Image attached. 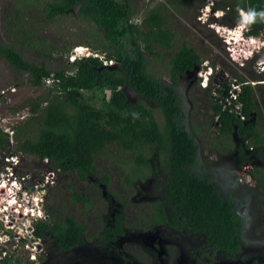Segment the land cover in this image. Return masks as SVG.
I'll return each mask as SVG.
<instances>
[{
    "label": "trees",
    "instance_id": "1",
    "mask_svg": "<svg viewBox=\"0 0 264 264\" xmlns=\"http://www.w3.org/2000/svg\"><path fill=\"white\" fill-rule=\"evenodd\" d=\"M229 1L250 10L253 16L250 27L263 24L261 0ZM78 6L77 13L96 27V33L91 35L93 42H87L94 53L71 62L70 69L49 70L45 63L27 60L15 47L0 44V55L21 75H26L28 85L42 87L44 75H54L57 79L47 97L28 99L24 103L23 107L31 105L32 114L14 127L18 152L40 161L47 160L49 169L75 173L77 179L90 181L97 174L95 157L104 153L108 145H117L132 153L136 166L146 164L147 159L141 154L146 145H151L153 150L160 146L167 151L164 159L169 169L168 191L183 218L203 228L218 249L227 254L235 253L237 244L233 241L239 222L234 208L220 196L214 183L199 178L189 169L196 162L198 145L191 134L174 121L183 110L179 95L174 87L164 86L147 71L146 52L161 56L156 47L174 48L175 31L167 26L165 16L159 12L161 5L151 8L138 23L133 18L131 0H52L41 8L43 17L39 21L54 24L60 17L75 13ZM17 19L22 20L19 11ZM251 32L257 33L256 30ZM75 45L65 46L68 55ZM101 57L117 61V65L104 67L105 59ZM200 62V55L190 44L177 47L168 61L171 81L175 83L179 74ZM128 91L135 92L140 99L130 100ZM253 92V86L243 85V93L230 106L222 109L221 104L212 103V107L221 133L229 137L236 133L248 142V148L254 147L264 161V135L259 131ZM155 104L166 117L164 130L156 119ZM9 142V133L0 127V154L7 150ZM248 160L246 156L242 162ZM263 171L264 167L255 172L262 184ZM109 180L103 175L98 182L107 184ZM123 180L128 184L131 177ZM57 187L55 192L62 189ZM64 191L69 194L71 203L80 204L82 208L88 204V198L80 189L66 184ZM47 216L57 223L52 226L42 223L39 228L51 231L54 236L50 251L53 255L59 254L56 250H70L81 244L82 224L71 217L61 221L53 214ZM120 224V216L116 215L114 227L107 228L104 235L122 234ZM34 234L40 237L42 233ZM103 239L107 238L103 236ZM30 247L37 250L34 245ZM0 264L23 263L12 254L6 253L3 257L0 253ZM25 264L39 263L27 260ZM253 264H264V258Z\"/></svg>",
    "mask_w": 264,
    "mask_h": 264
},
{
    "label": "rangeland",
    "instance_id": "2",
    "mask_svg": "<svg viewBox=\"0 0 264 264\" xmlns=\"http://www.w3.org/2000/svg\"><path fill=\"white\" fill-rule=\"evenodd\" d=\"M50 1L52 0H0V44L15 47L27 60L45 63L49 70L70 69V58L72 56L77 58L79 56L88 57L92 55L91 53H94L87 42H93L91 35L96 33V27L80 16L77 11L60 17L54 24L39 21L43 17L41 8ZM178 1L131 0V7L135 13L133 18L136 22L140 23L151 8L161 5L160 11L166 18L167 26L175 33L177 32L173 39V49L158 46L156 50L161 52V56H154L153 54L148 56L146 61L148 73L153 75L154 79L166 80L168 78L169 58L182 42H189L190 45L196 46L200 50L199 52H202L201 54H204L208 48L214 59H216L215 52H218L220 55L217 56L219 60L217 64L223 62L222 67L231 78L239 79L238 82L245 81L254 87L253 96L257 100L256 109L260 122L259 131L264 135V85H259V83L264 82V73L259 74L256 69L257 63L263 60V58L257 57L263 43L256 41V45L259 47L256 48L253 44L255 39L253 38L252 43L250 38V40L247 39L248 42L244 47L246 53L244 55V50L241 51L243 58L239 56V61H236L243 62L241 64L244 67H241L228 59L223 50V44L219 45L220 39L216 36V32H218L226 40L229 37V32H233V34L237 33L233 39L239 40L241 32L228 29V32L223 34L224 31L222 32L223 29L220 31L218 23L214 25L215 31V29L208 27L210 21H207V24L197 19L186 22L183 19L184 16L182 20H177L176 4H178ZM199 1L202 2L203 0H188L187 2L195 7ZM217 1L222 3V0ZM18 11L21 13L22 20L17 19ZM175 18L177 21H175ZM206 18L207 16L203 17V22L206 21ZM228 23L230 24V20ZM205 41L208 46L201 47ZM74 44L77 45L72 47L68 55L64 50L65 46L69 47ZM78 47L85 49L79 52L83 53V56L73 55ZM146 53L148 55L149 52ZM207 55L209 54L205 56ZM215 85L216 90H219V85ZM212 90L210 88L203 89L201 86L189 90V100L195 104L192 111L193 121H196L195 115L201 121V124L197 123V128H195L198 129V126H200L201 131H204L203 133H205V128L210 130L207 135L202 136L204 148H206V144L212 142H208V135L212 136L214 148L217 145H219V149L231 148L238 139L232 137L231 140L227 137H221L216 132L219 127L217 117L210 111L208 105L211 102L221 105L222 103H217L219 101L217 100L219 98L217 93H215V98L212 97ZM48 91L46 87L38 88L28 85L26 75H21L0 55V127L4 132L9 133L10 137L7 150L0 154V187L4 186L0 189V200H4L3 204H0L1 255L4 257L6 253L12 254L19 258L23 264L27 260L39 264H47L49 261L52 262L51 264H59L58 261L54 262L57 257L52 258L50 256V254L53 255L50 251L54 246V236L51 231L39 228L42 223L50 226L57 223L55 219L48 218L47 215L50 214L55 215V218L61 221L71 217L78 223L84 224L86 226L84 239L87 243L84 247H91L94 250L93 242L99 238L103 227L112 226L113 216L118 213L121 215L122 226L125 231V236L118 239V247L125 249L131 246L139 251L141 247L136 244V240L142 234L139 225L144 222L148 212L146 208H148V204L152 199H148L150 194L148 179L138 180L137 178L135 180L134 178L135 184L133 186H131V182L130 184L124 183L123 179L135 172L132 163L129 162L132 159L129 153L124 152L120 146L108 145L104 153L95 157L96 177H90V181H82L77 179L75 173H63L59 172V169H49L47 160L40 161L18 152L16 140L13 138L15 136L14 127L21 125L32 114L31 105L27 107H23V105L28 99L47 97ZM111 96L112 94L109 92L108 100ZM133 96L134 100L140 99L135 92H133ZM155 112L160 125L163 126L165 120L162 112L160 110H155ZM214 133L217 138H214ZM238 142L243 143L245 141L240 140ZM203 152L208 160H210L211 155L212 161H215L213 160L215 153ZM11 174L12 178L15 177L20 184L19 187L16 184L17 190L13 191V199H9V188H13L14 183L11 185L10 182H7V187H5L6 183H3L6 181V177H10ZM103 175L110 178L107 184L98 182ZM66 184L80 189L81 193L88 198V204L85 208H82L80 204L71 203L69 194L64 191ZM57 186L62 188L59 189V192H55ZM260 197L262 211L257 214L258 222H254V232L249 233V236L246 235V238L251 239L253 235L258 245L262 246L253 245L243 251L244 255L257 256V259L264 258V188L261 189ZM5 200L15 203L8 212L4 211L7 208ZM27 212L32 216L29 214L24 216L23 213ZM36 231L39 234L42 233L40 237L35 236ZM32 242L35 243L37 250L30 247ZM93 250L91 254L93 256L97 255L96 258L101 259L104 257L101 256L100 251ZM63 259L65 261L64 257Z\"/></svg>",
    "mask_w": 264,
    "mask_h": 264
},
{
    "label": "flooded vegetation",
    "instance_id": "3",
    "mask_svg": "<svg viewBox=\"0 0 264 264\" xmlns=\"http://www.w3.org/2000/svg\"><path fill=\"white\" fill-rule=\"evenodd\" d=\"M187 1L188 0H179L178 4H176L177 20H182L184 16L186 19H183L186 20V22L195 21L196 19L202 22L203 17L207 16L206 21L202 23L207 24L206 22L210 21L208 22V27H210V29H215L216 31L213 23H218L219 27L223 29L222 32L225 31V28H227V32L228 29L241 32L239 40H234L233 37L230 39L227 36V40H224L220 33L216 32V36L220 39L219 45L223 44L224 52L233 63L244 67V65L241 64L243 62L236 61H239V56L242 57L241 51L245 49L244 47L246 46L247 39L250 38L251 43L253 42V38L259 43L261 41V43L264 42V19L262 25L250 27L253 16L248 8H240L237 3L234 4L233 1L227 2V0H222L221 5H218L219 2L217 0H203L202 2L199 1L195 7L191 6ZM261 1L264 6V0ZM79 7L80 6L75 10L78 11ZM208 8H210V11H207ZM159 12L163 14L160 10ZM177 20L175 18V21ZM229 20L230 24L228 23ZM251 30H256L257 33L254 34ZM231 42L233 43L231 44ZM185 43L187 45L191 44L189 42H182L181 45ZM203 46H208L206 41L201 45V47ZM191 47L200 55V63H196L192 69L186 70L184 74H179L175 83L170 79L169 68L168 78L166 80H157L164 86L168 85L174 87L176 90L183 110H181L180 115L174 118V121L179 127L184 128L190 133L195 143L198 145L196 162L193 163L189 169L199 178L214 183L219 189L220 196L224 200L229 201L234 208V213L239 222L235 232V240L233 241L237 244L235 253L227 254L223 250L218 249V247L215 246V242L211 240L209 237L210 235L206 233L203 228L183 218L182 213L169 194V185L167 187V184H169V169L168 162L164 159L167 151L160 146L153 150L150 147L151 145L148 144L141 150V154L147 159L146 164H141L140 166L134 164L132 153L124 151L131 155L132 159L129 162L132 163V167L135 170V172L130 175L131 181H129L128 184L131 182V186H133L135 184L134 178L135 180L137 178L138 180L148 179V183H150V194L148 195V199L152 200L148 204V208H146L148 212L146 213L144 222H147H143L139 225L142 234H140L136 240V244H138L141 249L136 251L131 246L125 249L118 247V239L125 236L122 220L120 224L122 234L113 236V233H107L104 235L107 228L112 230V227H114L113 224L116 215H119L121 219V215L117 213L113 216L112 226L103 227L99 234V238L93 242L94 250L91 247H84V245L87 244L84 239L86 226L82 224L84 226V231L81 233L82 236L80 235L81 244L78 243L70 250L62 249L60 252L56 250L59 254H50L52 258L57 257L54 262L58 261L59 264H253L255 260H259L257 256L250 255L252 257H249L246 254L244 255L243 251H246L247 248L253 245L262 246L258 245L253 235L251 239L246 238V235L254 232V222L258 220L257 214L262 211L260 208V193L261 189L264 188V184L261 183L260 178L255 175V172L264 167V161L259 157V152L254 147L248 148L247 141L243 142V139L234 132L230 137L225 136L221 133L220 127L216 130L218 135L230 138L231 140L232 137H235L238 141L241 140L243 143L236 141L233 147L221 149H219V145L216 144L217 147L215 146L214 148L212 136L208 135V142H212L206 144L207 146L204 148L202 145V136L207 135L210 130L205 128V133H203L204 131H201L200 126L196 129L197 123L201 124V121L197 119L196 115V121H193L192 111L195 104L193 101L189 100V90H191V88H195L196 86H201L203 89L210 88L211 90L213 89V93L211 92L212 97L215 98V93H217V95H219V98H217L219 101H217V103H222V109H225L228 107L225 99H227L232 87H234V85H241L243 88V85L249 83L245 81L238 82L239 79L231 78V76L224 71L222 67L223 62L221 61L222 64L220 62V64H217L219 61L217 56L220 55L218 52H215L214 55H216V59H214L210 55L208 48L204 54H201L202 52L200 53V50H198L196 46L191 45ZM236 51L237 53H235ZM243 53L245 55V50ZM91 54L93 55V53ZM152 54V52H149L148 55L145 53V61H147L148 56ZM206 54L209 55L205 56ZM251 54H253V52H251ZM257 57L263 58L256 66L257 72L263 74L264 43L260 46ZM105 59L106 60L103 62L104 67L113 68L117 65V61L113 64H108L109 59ZM214 82L219 85V90H216V85H213ZM259 85H264V82L259 83ZM134 101H136V99ZM208 106H210V111H212L215 116L216 114L213 110L212 102ZM153 108L154 110H160L162 112L165 123L161 126V129L164 130L167 121L166 117L159 105L155 104ZM216 117L218 119V116ZM244 119L245 121L247 120L246 118ZM217 124L219 126V123ZM214 138H217L215 133ZM159 144L160 143H156V145ZM203 151L215 153V158H213L215 161H212L211 155V161L208 160ZM246 156L249 160L247 162H242ZM253 159H255L254 162ZM103 236L107 239H103ZM235 243H233V245ZM31 245L36 247L33 242ZM92 250L100 251L101 256L104 257L101 259L96 258L97 255L93 256V254H91ZM80 251L81 253H79ZM51 263V261L48 262V264Z\"/></svg>",
    "mask_w": 264,
    "mask_h": 264
},
{
    "label": "built area",
    "instance_id": "4",
    "mask_svg": "<svg viewBox=\"0 0 264 264\" xmlns=\"http://www.w3.org/2000/svg\"><path fill=\"white\" fill-rule=\"evenodd\" d=\"M78 49V48H77ZM76 49V50H77ZM83 56V55H82ZM80 57V56H79ZM78 57V58H79ZM80 58H82V57H80ZM101 58H103V59H105L104 57H101ZM71 62H74L76 59H77V57L76 56H72L71 58ZM106 60V59H105ZM114 63V61L113 60H108V64H113ZM262 66V65H261ZM211 70V69H210ZM206 72H209V71H206ZM42 81H43V86L42 87H46L47 88V90H51V89H54V87H55V84H56V82H57V79L55 78V76L54 75H44L43 77H42ZM241 93H243V88L241 87V85H234V87H232V90L230 91V93H229V95H228V97H227V99H225L226 100V102H227V105L228 106H230L231 104H232V102L233 101H235V100H237V98H238V96L239 95H241ZM239 107H237V109H238ZM13 176H12V174H11V176L10 177H6V181H4L3 183H6V186L5 187H7V182H10V184L12 185L13 183H14V185H12V187L13 188H11V189H14V190H17V187H16V184L18 185V187L20 186V184H19V182L18 181H16V178L14 177V179L12 178ZM12 179V180H11ZM18 182V183H17ZM4 188V187H3ZM29 213V212H28ZM30 215V214H29ZM24 216H27V215H24ZM30 216H32V215H30Z\"/></svg>",
    "mask_w": 264,
    "mask_h": 264
},
{
    "label": "bare ground",
    "instance_id": "5",
    "mask_svg": "<svg viewBox=\"0 0 264 264\" xmlns=\"http://www.w3.org/2000/svg\"><path fill=\"white\" fill-rule=\"evenodd\" d=\"M207 11H210V8H208L207 9ZM207 15H209L208 13H207ZM203 22V21H202ZM213 25H215L214 23H213ZM217 25V24H216ZM223 27V26H222ZM219 29H220V31L222 30V28L221 27H219ZM222 33V32H221ZM224 33H227V28L225 29V31L223 32V34ZM235 34H237V33H235ZM235 34H233V32H229V37L228 38H230L231 39V37H234V35ZM227 40V39H226ZM238 40V39H237ZM250 40V39H249ZM253 41V40H252ZM248 42V41H247ZM254 42H256L255 40H254ZM262 42V41H261ZM260 42V43H261ZM264 43V42H263ZM231 44H232V42H231ZM254 44V46L256 47V48H258L257 47V45H256V43H253ZM235 46V45H234ZM250 46H252V45H250ZM253 48V47H252ZM85 49L83 48V47H78V49L77 50H75V52L73 53V55H83V53H79L80 51H84ZM253 50V49H252ZM101 60V59H100ZM104 64V63H103ZM106 65V64H105ZM110 66H112V65H110ZM6 186V185H5ZM4 186H2V187H0V189H2ZM14 189H11V188H9V196H10V198L9 199H13L12 198V196H13V194H14ZM5 196H6V194H5ZM3 202H4V200H0V204H3ZM5 206L7 207L6 208V210H4L5 212L7 211H10L11 210V208H12V206L15 204L14 202H8V201H6L5 200ZM24 215H27V214H29L28 212L27 213H23Z\"/></svg>",
    "mask_w": 264,
    "mask_h": 264
},
{
    "label": "water",
    "instance_id": "6",
    "mask_svg": "<svg viewBox=\"0 0 264 264\" xmlns=\"http://www.w3.org/2000/svg\"><path fill=\"white\" fill-rule=\"evenodd\" d=\"M111 68H112V67H111ZM128 94H129L130 100H134L133 92L128 91Z\"/></svg>",
    "mask_w": 264,
    "mask_h": 264
},
{
    "label": "clouds",
    "instance_id": "7",
    "mask_svg": "<svg viewBox=\"0 0 264 264\" xmlns=\"http://www.w3.org/2000/svg\"><path fill=\"white\" fill-rule=\"evenodd\" d=\"M261 15H264V13H262ZM77 59H78V58H77ZM77 59H76V60H77ZM241 94H242V93H241Z\"/></svg>",
    "mask_w": 264,
    "mask_h": 264
}]
</instances>
